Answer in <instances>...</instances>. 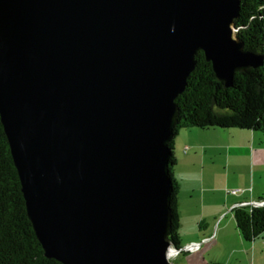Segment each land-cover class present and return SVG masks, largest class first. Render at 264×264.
Here are the masks:
<instances>
[{"label":"water","instance_id":"obj_1","mask_svg":"<svg viewBox=\"0 0 264 264\" xmlns=\"http://www.w3.org/2000/svg\"><path fill=\"white\" fill-rule=\"evenodd\" d=\"M241 0H0V118L28 218L62 264H174L176 99L203 52L263 65Z\"/></svg>","mask_w":264,"mask_h":264},{"label":"trees","instance_id":"obj_2","mask_svg":"<svg viewBox=\"0 0 264 264\" xmlns=\"http://www.w3.org/2000/svg\"><path fill=\"white\" fill-rule=\"evenodd\" d=\"M238 37L245 49L264 55V0H241L235 20ZM180 109L175 136L182 130H237L264 134V61L259 68L236 73L227 88L215 75L203 52L187 80L185 91L176 99ZM169 160L173 184L171 209L173 244L182 249L178 212L179 184L174 179V141ZM264 202V197L260 199ZM233 216L241 237L247 242L264 238V205L235 207ZM187 254L181 252L179 255ZM0 264H62L47 258L28 218L22 185L0 118Z\"/></svg>","mask_w":264,"mask_h":264},{"label":"crops","instance_id":"obj_3","mask_svg":"<svg viewBox=\"0 0 264 264\" xmlns=\"http://www.w3.org/2000/svg\"><path fill=\"white\" fill-rule=\"evenodd\" d=\"M192 132L180 139L179 154L174 143L173 169L179 184L181 245H199L187 253L189 264H264V239L245 241L232 212L264 197L263 142L257 132ZM228 189L238 190L231 195ZM183 229L189 233L181 235Z\"/></svg>","mask_w":264,"mask_h":264},{"label":"rangeland","instance_id":"obj_4","mask_svg":"<svg viewBox=\"0 0 264 264\" xmlns=\"http://www.w3.org/2000/svg\"><path fill=\"white\" fill-rule=\"evenodd\" d=\"M191 131H194V132H192V133H194V135H200V132H201V130L200 129H197V128H195L194 130H191ZM191 131H186V130H182V131H180L179 133H178V135L175 137V139H174V143H175V145H176V152H177V154H179V151H181V147L179 146V144L181 145V142H180V139H182L183 137H184V135H185V133H191ZM207 131H217V133L219 134L220 132H224V131H226V132H229V131H234V130H221V129H213V130H207ZM237 131V130H236ZM209 133V132H208ZM214 133V132H213ZM216 133V132H215ZM210 134V133H209ZM207 135V134H206ZM257 135H259V137H260V142H263V143H261L260 144V146L261 147H264V134L263 133H261V132H257ZM175 150V149H174ZM235 190H238V189H228L226 192L227 193H231V195L233 194V191H235ZM237 193V192H236ZM263 193H264V191H263ZM184 196V194L182 195V197ZM219 221H221L220 219H219ZM219 221L217 222V224L219 223ZM235 221V220H234ZM180 233H181V235H185V234H187V233H189V231L188 230H185V229H183L182 231L180 230ZM262 239H264V238H260V241H262ZM185 247V246H184ZM194 252V251H193ZM193 252H191V253H193ZM179 256V255H178ZM178 256H175V257H172L171 258V261H173V263L174 264H182V262L184 263V264H189V258L191 257V254H182V255H180L179 257L180 258H177ZM191 264V263H190Z\"/></svg>","mask_w":264,"mask_h":264},{"label":"built area","instance_id":"obj_5","mask_svg":"<svg viewBox=\"0 0 264 264\" xmlns=\"http://www.w3.org/2000/svg\"><path fill=\"white\" fill-rule=\"evenodd\" d=\"M237 191H233V193L235 194ZM253 206H263L264 205V202H257V203H254L252 204ZM199 249V245L198 244H190V245H187L185 247H183L182 249H180V253L181 252H185V253H191L193 251H197ZM179 254H175L173 255L172 257H175V256H178Z\"/></svg>","mask_w":264,"mask_h":264},{"label":"bare ground","instance_id":"obj_6","mask_svg":"<svg viewBox=\"0 0 264 264\" xmlns=\"http://www.w3.org/2000/svg\"><path fill=\"white\" fill-rule=\"evenodd\" d=\"M175 254H176V253H175V251H173V250L170 252V256H171V257H172L173 255H175Z\"/></svg>","mask_w":264,"mask_h":264}]
</instances>
